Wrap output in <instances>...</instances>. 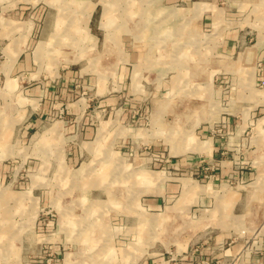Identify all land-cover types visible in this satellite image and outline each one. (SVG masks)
I'll use <instances>...</instances> for the list:
<instances>
[{"label": "rangeland", "instance_id": "374dc122", "mask_svg": "<svg viewBox=\"0 0 264 264\" xmlns=\"http://www.w3.org/2000/svg\"><path fill=\"white\" fill-rule=\"evenodd\" d=\"M98 4L103 8L93 14L91 33L88 23ZM131 6L129 0H0V12L10 11L12 19L30 24L32 32L26 51L30 70L12 79L25 92L41 82L52 89L49 97L45 89L41 97L33 95L38 108L32 117L41 121L21 138L27 161L22 164L12 157L0 171V264H25L21 246L27 239V264H63L67 252L76 256L75 264H161L187 245L193 251L210 248V235L221 240L222 249L240 247L243 260L264 252V189L256 186L258 173L249 160L255 150L251 137L264 107L249 112L253 124L242 135L235 134L229 117L238 120L242 114L229 115L233 114L226 98L229 83H222L219 91L221 79L211 76V62L199 73L201 62L184 58L186 44L175 29H164L160 17L152 21L155 34L147 36L144 18ZM100 19L105 33L98 30ZM141 31L151 52L166 57L156 61L152 70L157 76L152 80L146 73L151 70L148 63L139 69L131 60ZM23 32L25 47L29 37ZM40 41L47 49L42 59H36ZM188 47L193 51L196 46ZM263 67L258 64L259 70ZM68 73L75 75L67 78ZM132 77L139 81L136 91ZM7 90L0 116L13 118L24 103L8 98ZM79 103L84 106L82 114H72L71 104ZM5 127L0 133L7 131ZM94 138L96 156L64 164L68 147L79 149ZM191 138L205 145L202 155L189 153L196 144ZM212 148L216 154L210 153ZM176 149L182 151L176 154ZM189 159L191 163H186ZM223 162H232L231 172L223 173ZM152 178L150 184L145 181ZM164 193L166 206L150 209L148 201ZM235 201L243 204L235 213L246 215L237 224L230 214ZM97 212L102 220L108 219V226L115 222L112 219L120 221L124 232L115 246L106 236L88 251H76L73 240L85 239L76 235L78 226L71 222V214H82L81 219ZM219 219L220 230H211ZM232 227L236 232L229 230ZM21 230L29 233L23 243L17 236Z\"/></svg>", "mask_w": 264, "mask_h": 264}, {"label": "crops", "instance_id": "0c3cea01", "mask_svg": "<svg viewBox=\"0 0 264 264\" xmlns=\"http://www.w3.org/2000/svg\"><path fill=\"white\" fill-rule=\"evenodd\" d=\"M129 2H132L131 10L134 12L136 8L139 9L138 15L144 18L143 21L147 24L144 29L150 31V34H147V36L151 38L155 34L152 21H156L157 17H160V24H164V29L167 32L175 29V33L186 44L187 47L185 46L186 50L183 54L184 58H195L201 62V64L197 65H202V70L199 69V73L203 71L206 62H211V76L217 77V81L221 79V82L219 81L221 86H218L220 88L219 91L222 90V83H229L231 87L230 92H227L226 96L227 105L233 111V114L229 115L236 116V114H242L238 118L239 121L235 120L236 117H229L230 128L233 126L235 134L237 135H242L245 129L248 130L250 125L253 124V118L249 116V112L252 114L253 112H257L262 106L264 107V67L260 70L258 69L259 63L264 66V0H129ZM99 6L102 7L101 4L95 5L94 7L92 17L88 23L89 32H93V14ZM5 13V10L0 12V107L5 103L4 93L7 89L6 94H9L7 95L8 98L15 97V100L19 99L24 104L20 107L21 112L18 116H13V118L6 114L5 116H0V127H7V131L0 133V171L1 169L5 171L7 166L4 163L8 162L12 157L19 159L22 164H24V161H27V150L21 145L24 143L21 138L29 133L30 126L41 121L40 118L35 117L36 119L34 118L33 120L32 117L38 108V99L34 98L33 95L41 97L43 94L42 89H45L44 93L48 97L52 93V89L46 87L47 85L43 82H41L42 86H37L29 90V92H25L12 79L13 75L30 70L26 62V51L28 49L27 43L30 40L32 32L30 24H27V27L21 25L19 21L12 19L9 14ZM160 24L158 25L160 26ZM101 27L100 19L98 30L105 33L106 31ZM24 30H26V34L29 37L25 41V47L22 43L23 41L20 39L22 38L21 34L24 33ZM145 36L146 34L143 31L137 32L138 41L135 40L134 42L139 44V46L138 50L135 51L136 53H133L131 60L137 63L135 66H138L139 69L140 66L143 67L145 62L148 63L146 67L151 70L146 71V73H148V78L151 79L156 74V71L152 70L157 67L156 61L165 60L166 57L161 56L160 58L159 55L157 58L155 53L151 52L150 42L142 40ZM93 37L98 40L97 36ZM40 43L42 41L38 44ZM145 45H148V47L144 48ZM189 45H195L194 50L196 52L194 50L191 51L190 47H188ZM140 46L143 48L141 49ZM11 61L13 63L9 68L8 64ZM123 65L119 68V71H121L120 75L126 74ZM70 75L75 74L68 73L66 77L68 78ZM80 75H82L81 70L77 77H80ZM134 75L135 71L132 73L133 77ZM60 77L61 75L57 76V79H60ZM133 77L132 90L136 91L135 88L139 87V81L133 80ZM151 80H148V82H151ZM139 89L142 90L141 86ZM71 107V113L74 115L82 114V110H84V106L80 103L71 104ZM115 120H117V117ZM96 138L98 139V137ZM96 138L92 141L82 143V147L79 149H76V147H68L64 155L66 161L64 164H67V162L77 163V159L83 156H96L98 152L94 144L96 143ZM251 139L252 142H255V150L251 153V159L249 160L252 169L256 171V174L258 173L256 179V184H258L256 186L259 187L260 185V189H264V116L263 118L257 119L254 135ZM197 140V138H191V142L196 141V144L194 146L195 151L189 153L202 155L201 152L205 145ZM13 141L19 147L14 146L12 144ZM209 146L212 145L209 143ZM213 149L210 153L213 152L216 154L217 149ZM181 151L180 149L178 153ZM178 153L176 152V154ZM185 161L186 163H191L190 159ZM175 165L178 166L179 164L176 163ZM221 165L225 167L223 173L225 171L231 172V169L234 167L232 162H223ZM145 181L150 184L154 179H147ZM5 188L9 189V186ZM250 188L253 189L255 187L249 186ZM253 193L254 191H251L249 194ZM166 200L167 198L164 193V195L158 196V199L149 200L148 207L153 210H158L162 207L163 203L166 206ZM241 205H243L241 202L235 201L231 207V220L234 224H237L238 221L241 223L243 216H246L235 213V210ZM61 214L62 216L59 222L62 224L61 221H64V213L62 212ZM80 215L75 213L71 214V222L73 221V224L78 226L76 235H81L85 239L84 241L78 239L73 240L74 242L71 245L77 248L76 251L83 250L86 252L93 247L94 243H97L98 240H102L106 236L112 238L110 244L111 246H115L114 241L116 242L117 237L124 232L125 227L120 221L119 223H115L116 219H112L115 222L111 221V225L108 226V219L102 220L100 218L102 216L101 212L88 214L84 218L79 219L81 217ZM220 220L216 224H212L211 230H220ZM80 223L82 225H79ZM114 223L116 225L113 226ZM229 230L236 232L233 227L229 228ZM229 230L227 229L226 231ZM28 234V230L24 232L21 230L17 236L21 240L23 237H27ZM223 236L230 237L229 235ZM210 238H212L210 242L213 244L209 243L210 248L204 249V251H199L200 249L193 251L187 245L180 251L176 250L171 260L162 262L161 264H206L204 259L222 264H243L246 262L247 264H264V252H255L251 255V261L247 259L243 260L242 254L241 257L239 255L240 247L233 245L222 249L219 247L221 240L217 238L213 239V235H210ZM26 243H28V239L21 246V258H23L21 261L25 264L27 263L24 261L27 260L24 254L28 251L27 246H25ZM64 259L63 264H75L76 256L72 252H67ZM173 260L175 261L173 262Z\"/></svg>", "mask_w": 264, "mask_h": 264}, {"label": "bare ground", "instance_id": "6f19581e", "mask_svg": "<svg viewBox=\"0 0 264 264\" xmlns=\"http://www.w3.org/2000/svg\"><path fill=\"white\" fill-rule=\"evenodd\" d=\"M59 26V25H58ZM53 35V34H52ZM44 42V41H43ZM46 49H47V43H40L39 46H37V50L35 52V57L36 59H42V55L45 54L46 52ZM41 55V56H40ZM44 56V55H43ZM92 179V177H91ZM90 185V184H89ZM1 244V243H0ZM4 253V251H3ZM70 262V261H69Z\"/></svg>", "mask_w": 264, "mask_h": 264}]
</instances>
